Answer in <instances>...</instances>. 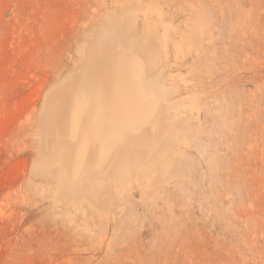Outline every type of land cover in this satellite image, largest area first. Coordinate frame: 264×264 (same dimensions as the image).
Instances as JSON below:
<instances>
[{
  "label": "rangeland",
  "instance_id": "1",
  "mask_svg": "<svg viewBox=\"0 0 264 264\" xmlns=\"http://www.w3.org/2000/svg\"><path fill=\"white\" fill-rule=\"evenodd\" d=\"M138 3V34H162L150 0H0V264H264V0H156L169 38L154 78L173 91L166 115L179 130L161 115L147 121L175 142L155 128L139 134L135 168L118 182L99 179L96 164L67 183L44 176L52 94L86 67L80 50L125 27ZM160 146L174 155L163 159Z\"/></svg>",
  "mask_w": 264,
  "mask_h": 264
},
{
  "label": "bare ground",
  "instance_id": "2",
  "mask_svg": "<svg viewBox=\"0 0 264 264\" xmlns=\"http://www.w3.org/2000/svg\"><path fill=\"white\" fill-rule=\"evenodd\" d=\"M155 2H156V0H150L149 4L150 5L152 4L151 5L152 13L154 11V12H156V15L158 16L157 17V24H159V26L162 27V32H163V30L165 32L166 28L168 27L167 26L168 25V21H167L168 19L166 20L164 18L163 14H161V12L159 11V9H157L159 7L157 5H155L156 4ZM153 9H155V10H153ZM125 10H127V17L125 20L126 22L124 24L125 27H123V26L120 27V24L114 23L112 25L111 29L109 28L110 32H108V33L107 32L106 33L101 32L102 34L101 33L98 34L99 32L95 33V34H98V36L94 35L96 37H95L93 43L90 46L88 45L89 46L88 50H85V51L80 50V52H81L80 54H82L81 57L83 59L84 64L86 63V67L84 69H82L79 73L74 75L73 79L71 81L66 82L56 92H54L52 94L51 99H50V103L47 104V106H48L47 107L48 128H49V131H51V133L53 134V138H54V147H53L54 155L49 157L45 161L46 168L44 170V176L47 179L57 180L58 182L64 181V183H67L69 181H73L74 179L77 180L76 173L78 171L82 170L84 167H86L88 165L96 164L97 165V169H96L97 171L96 172H98L97 175H98L99 179L103 178V179L107 180L108 182H110L112 179H115V178L117 179V177L120 173L119 171L122 172L123 169H125V170L130 169L131 170V169L135 168L134 166L136 165V162H137L135 158H138L135 156V151H136L137 145H138V142L136 140L137 136L139 134H143L144 132H148V133L153 132V130L157 129V127L156 128L154 127L155 129L151 127L153 125V123H152L153 121L151 122L152 125L151 126L149 125V124H151L150 123L151 120L147 121L148 120L147 118L150 115H154V114L159 115V116L161 115V117H164L163 119H165L166 121H169L170 125L173 124V126H175L174 121H177V122H175V124L180 122L179 118H178L179 120L176 119L177 114L175 115L174 111L173 112L170 111L169 115H166V114H168L167 109L170 108V106L172 104H176L173 102L174 99L172 98V94H173L172 89L171 88L168 89L167 86L162 83L161 78H160L161 83L158 82L159 80L154 78V76H155L154 69H156V67L158 68V66L161 65L162 58L160 57V54L162 55L163 51L165 52L166 47L168 45L167 44V40H168L167 38H169V37L166 36L167 32L165 35L164 32L162 34H160L161 32H159V30H158V32H156V30H155L156 34L154 35L153 34L154 31H152V28H151L152 25H150V26L145 28V32L142 34V36H140L136 30V23H137V19L140 18L139 13L144 10V6L142 5V3H138L137 5H134V6H132V5L128 6V8H126ZM144 13L146 14V12H144ZM107 19H109V18H107ZM111 21H113V20L110 19V22ZM145 22H147V20ZM190 26H192V25H190ZM105 29H107V28H105ZM96 30H97V27H96ZM196 31H197V29H196ZM94 36H92V37H94ZM191 36L194 37V35H192V34H191ZM184 38H186V37H184ZM194 38H196V37H194ZM199 39L200 38H198L197 40H199ZM154 40L156 41V44H157V47H156L157 51H159L160 53H157V52L155 53L154 50L152 49V44H153L152 42ZM174 45L175 44H173L172 46H174ZM189 45H190V43H189ZM182 47H184V46H182ZM175 48L178 49L177 45H175ZM199 49H201V48H199ZM199 49H198V51H199ZM178 51H179V49H178ZM154 54H156V55H154ZM175 58H176V56H175ZM166 61L168 62V60H166ZM164 63H166V62H164ZM166 64H168V63H166ZM160 69L162 70V68H160ZM74 70H76V69L74 68ZM159 75L161 76V73H159ZM64 77H66V75ZM196 96L198 97V95H196ZM194 98H196V97H194ZM199 99L201 100V97ZM192 100H193V98H192ZM195 100H193V101H195ZM199 101L197 102V104L199 103ZM190 103H192V102H190ZM197 104H195V105H197ZM196 108L201 109L199 106ZM176 109H178V108H176ZM170 113L171 114L173 113L175 117H173V114H172V116H170ZM178 117H180V116H178ZM185 117H183L184 120L181 121V123H179V125H181L180 127L187 126L183 123L186 119ZM40 119H41V117H40ZM152 120H154V118ZM159 120H160V118H159ZM186 120H188V119H186ZM162 122H160V124L158 122L157 123H158V125L161 126ZM39 123H40V121H39ZM157 123H156V125H157ZM164 123H163V125H164ZM183 124H184V126H183ZM39 126H40V124H39ZM177 127L175 130H177ZM158 128H160V127H158ZM172 128H171V130H172ZM182 129L183 128H181V130ZM185 129H188V128H185ZM190 129L192 130V128H190ZM197 129L198 128H196V130ZM157 130H159L160 135L162 134L164 136L163 132L161 133L162 130H160V129H157ZM165 130H167V128H165L164 131ZM168 130H169V128H168ZM184 130H182V132H180V133L186 132ZM172 131H173V134L175 133V135L176 134L178 135V133L174 132V128ZM187 133H185V134H187ZM153 134H154V132H153ZM191 134H192V132H191ZM194 134H195V132H194ZM156 135H158V134H156ZM162 135H161V138L159 136L158 137L160 139H162ZM167 135L170 136L171 133L167 134ZM189 135H190V133H189ZM179 136L180 135H178L177 137L180 138ZM181 136L184 137L182 134H181ZM164 137H166V134ZM195 137H197V135ZM155 138H157V137H155ZM166 138H164L167 140V141L164 140L165 143L166 142L172 143L170 141L175 140V138L173 136H172L171 140L169 139L171 137L168 138V136H167ZM188 138H189V136H188ZM182 140H183V138L182 139L180 138L181 142H182ZM188 141H186V143ZM162 142H163V140H162ZM196 142H197V139H196ZM174 144H172V145L174 146ZM185 145H188V144H185ZM170 147H171V145H170ZM37 148H38V146H37ZM160 148H161V146H160ZM162 148H164V147H162ZM37 150H39V149H37ZM165 150H166V148H165ZM165 150L164 149L161 150L162 155L164 154V152H166ZM42 151L45 152L44 150H42ZM175 151H176V148L173 152H175ZM178 151H176V152H178ZM43 154L44 153H41V155H43ZM169 154H171V152ZM169 154H164V155H166V158H167V155L169 156ZM38 155H40V154H38ZM38 155H37V157H38ZM164 155L162 156L163 159L165 158ZM158 157L160 158V156H158ZM171 157H173V156H171ZM159 158H158V160H159ZM169 158H170V156H169ZM163 159H161V161H159V162H164ZM170 161H172V160L170 159L169 162ZM145 162H147V161H145ZM161 164H163V163H161ZM167 164H169V163H167ZM181 164H182L181 166L183 167L182 162H181ZM121 168H123V169L120 170ZM180 169H182V168H180ZM180 169H179V171L178 170L177 171L180 172ZM149 170L150 169L148 168L147 173L149 174V177H151V173L152 172L154 173L155 171H153V169H151L150 170L151 173H150ZM177 171H176V174L178 173ZM135 172L137 173V171H135ZM36 173L38 175H40L38 172H36ZM145 173H144V175H145ZM153 173H152V175L154 176ZM181 173H182V171H181ZM93 174H95V173H93ZM137 174L141 175L139 173H137ZM178 174H179V179H180V173H178ZM181 176H182V174H181ZM122 177H121V179H122ZM144 177L147 180V178H146L147 176H144ZM149 177H148L147 181H150L149 179H151V178H149ZM162 177H163V175H162ZM169 177L170 176H168V179H169ZM72 178H73V180H72ZM93 178H94V175H93ZM118 179H117V181H115V180L114 181L118 182ZM119 181H121V180H119ZM143 181H145V180H143ZM143 181H142V184H144ZM162 181H163V179H162ZM50 182H49V184H50ZM83 182H85V181H83ZM93 182H95V181H93ZM126 182H127V180L125 181V184H126ZM153 183H154V181H153ZM160 183H161V181H160ZM176 183H177V181H176ZM179 183H180V181H179ZM80 184H82V183H80ZM116 184H118V183H116ZM122 184H123V182H122ZM89 185H91V184H89ZM114 185H115V183H114ZM127 185H128V182H127ZM160 185L162 187V184H160ZM151 186H152V184H151ZM176 186H177V184H176ZM76 187H77V185H76ZM50 188H52V187H49V190H52ZM96 188H98V187H96ZM56 189H57V187H56ZM122 189H123V187H122ZM129 189H130V187H129ZM46 190H48V189L46 188ZM108 190L105 192H108ZM116 190H117V188H116ZM53 191H54V189H53ZM62 193H64V192H62ZM153 193H154V191H153ZM157 193H158V190H157ZM49 194H51V193H49ZM108 194H109V192H108ZM150 194H149V196H150ZM54 195H55V193H54ZM118 195H119V193H118ZM65 197H63V198H65ZM67 197H68V195H67ZM153 197L157 198L158 195L153 196ZM84 198H83V201L85 200ZM99 198H101V196ZM112 198L114 199V196ZM120 198H122L121 194H120ZM55 199H56V201H59L62 198H59V200L57 198H55ZM65 199H62L61 202L64 203L63 205H66V207H69V209H68L69 211H70L71 207L80 208L79 207L80 203H79V206L77 205L78 200L75 201L76 200L75 199V200H73L74 201L73 202L72 201L73 198L72 199L69 198L70 201L67 203L68 200L66 201ZM81 203H82V200H81ZM87 203H88V201H87ZM156 203H157V201H156ZM88 204H90V203H88ZM97 204H93V206L94 205L97 206ZM125 204H128V203H125ZM151 204H153V203H151ZM81 205H83V204H81ZM93 206H92V209H95ZM98 206H100V205H98ZM105 206H106V204H105ZM153 206H157V205H153ZM97 208H100V207H97ZM100 209L103 210L102 208H100ZM120 209H121V207H120ZM123 209H124V206H123ZM115 210H117V209H115ZM115 210H114V213L116 212ZM131 210H133V208ZM101 212H100V214H101ZM71 213H69V214H71ZM97 213L99 214V212H97ZM122 213H123V211H122ZM129 213H130V211H129ZM162 213H163V211H162ZM73 214H71V215H73ZM117 214H118V212H117ZM78 216H80V215H78ZM72 219H73V217H72ZM85 221H86V219H85ZM164 221H166V219ZM77 224H75V225H77ZM165 226L167 227L168 225H165ZM84 228H86V227H84ZM95 228H97V227H95ZM120 230H122V229H120ZM95 238H96V236H95ZM101 243H103V240ZM121 253L124 254V252H121ZM129 255H130V252H129ZM127 259H129V258H127Z\"/></svg>",
  "mask_w": 264,
  "mask_h": 264
}]
</instances>
